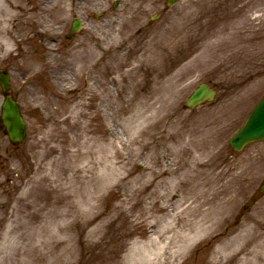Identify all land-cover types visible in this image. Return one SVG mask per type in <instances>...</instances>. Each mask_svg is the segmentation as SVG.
<instances>
[{"label":"rangeland","instance_id":"obj_1","mask_svg":"<svg viewBox=\"0 0 264 264\" xmlns=\"http://www.w3.org/2000/svg\"><path fill=\"white\" fill-rule=\"evenodd\" d=\"M7 1L31 8L38 0ZM236 1L155 0L134 12L133 0H102V11L62 23L38 6L12 19L0 70L27 133L16 145L0 140V264H55L64 246L67 264H129L167 226L175 235L162 244L174 251L191 233L176 203L179 175L197 169L200 153L184 147L190 137L212 144L200 162L228 171L230 202L178 257L158 264H264V141L241 152L229 145L264 94V0ZM75 17L82 28L67 39ZM131 18L135 26L117 30ZM153 48L150 64L136 62ZM133 67L134 77H122ZM201 82L216 89L214 100L185 109ZM115 150L125 165H115ZM166 161L178 174L151 182L148 172ZM61 212L70 217L53 218Z\"/></svg>","mask_w":264,"mask_h":264},{"label":"bare ground","instance_id":"obj_2","mask_svg":"<svg viewBox=\"0 0 264 264\" xmlns=\"http://www.w3.org/2000/svg\"><path fill=\"white\" fill-rule=\"evenodd\" d=\"M8 2V4H6ZM102 0H38L37 5L29 8L25 4H20L13 1L7 0H0V47L9 49V31L10 27L9 24L14 17H20L26 19V15L28 10H33V8H38L40 10H48V9H55V20L58 23H61L66 20V18L73 13L84 12L87 8L90 11H102ZM155 3V0H133L132 7L135 11L141 10L143 7L152 6ZM124 5V4H123ZM16 12H9L8 10H14ZM125 24H122L117 30L121 31L125 29L126 25L135 26L138 23L137 18L126 19L124 21ZM39 30V29H38ZM147 47H149L146 44ZM153 47V46H152ZM146 52L136 55L135 60L136 62L140 63H149L151 62L150 57H154L157 55L156 48L150 50V52ZM147 53V54H146ZM77 58V57H76ZM165 63V62H164ZM139 64V66H140ZM138 67V66H137ZM166 67V63H165ZM149 69V68H147ZM134 70L135 68H129L124 71V75L122 77H134ZM154 72L155 69L152 68ZM166 105V99L162 101V106ZM142 116V114H140ZM165 131H161L160 133V140L166 141L169 139L170 134H164ZM191 134V131L188 134ZM204 133L205 131H201ZM178 140H182L184 134H177ZM189 145L185 144V148L188 151V156H191L195 151L196 154L199 152L200 154L197 155L198 158L194 161V166L197 169L189 167L178 177V183L184 185V190L181 192L178 200V208L181 207V211L179 213H185V222H183V227H187L189 232L193 233H186L185 235H181L180 239L177 240L176 249L171 252H167L165 246L162 242L166 241V234L172 233L171 240L170 238L167 239L168 243L173 240L174 234V227L168 228V226L160 232L156 238L150 240V244L152 247H147V249H142L141 253L135 251L131 257V261L129 264H158L161 259H168L173 258L175 259L180 255L183 250H185L189 244L195 239V236L202 233L205 228L204 225L206 223H211L212 220L217 217L218 215L222 214L225 211V208L229 204L230 200L227 198L228 194L231 191L230 181L225 180L228 171L225 169H220L219 171L215 172L213 166L208 168V165L204 162H200V157L202 155H210L211 153V145H208V141L206 140H195L194 138H189L187 140ZM109 145L112 147L113 142L109 141ZM91 148V146H90ZM115 149V148H114ZM118 157H115L117 161H115V165H125L124 159L121 157L120 153L115 150L114 152ZM175 170V169H174ZM169 164L166 161L164 165L158 171H150L148 172L149 180L155 181L156 179L171 174V176H176L178 173L177 171L169 173ZM180 171V170H178ZM237 179V176L234 177V180ZM176 195L172 196V199H175ZM159 211L164 209L163 207L158 208ZM53 218H68L70 217L67 213L55 214ZM179 219V218H178ZM173 221V220H172ZM168 225H172L171 222H168ZM62 230V226L59 227ZM61 240V239H59ZM59 245L63 243L58 241ZM166 243V242H165ZM36 253L34 250H28ZM70 253V250L67 246L62 247L59 251L54 252V260L55 264H67V257ZM139 253V254H138ZM37 254V253H36ZM66 256V260H65ZM106 259V258H105Z\"/></svg>","mask_w":264,"mask_h":264},{"label":"water","instance_id":"obj_3","mask_svg":"<svg viewBox=\"0 0 264 264\" xmlns=\"http://www.w3.org/2000/svg\"><path fill=\"white\" fill-rule=\"evenodd\" d=\"M177 0H168L171 4ZM79 29V22L74 21L72 31ZM0 84L4 91L8 90V76L0 73ZM214 91L208 89L205 85H200L187 99L188 106L193 107L204 100H212ZM3 120L7 127L9 137L13 141H18L24 136V123L19 115L17 103L10 97H6L3 105ZM264 139V97L252 110L244 125L231 138L230 145L236 151L241 150L247 143ZM261 192H264V180L261 185Z\"/></svg>","mask_w":264,"mask_h":264},{"label":"flooded vegetation","instance_id":"obj_4","mask_svg":"<svg viewBox=\"0 0 264 264\" xmlns=\"http://www.w3.org/2000/svg\"><path fill=\"white\" fill-rule=\"evenodd\" d=\"M240 2L242 4H249V5H253V4H256L257 2H259L258 0H240ZM6 137V133H5V128L2 124V121H1V118H0V140L3 138V137Z\"/></svg>","mask_w":264,"mask_h":264}]
</instances>
